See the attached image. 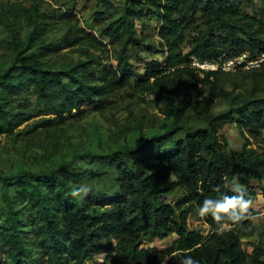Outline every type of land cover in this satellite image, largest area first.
Segmentation results:
<instances>
[{"label":"trees","instance_id":"trees-1","mask_svg":"<svg viewBox=\"0 0 264 264\" xmlns=\"http://www.w3.org/2000/svg\"><path fill=\"white\" fill-rule=\"evenodd\" d=\"M148 3L161 15L159 34L167 57L164 67L161 63L150 65L141 80L132 81L123 58L118 67H104L94 73L87 72L94 63L84 61L69 69L17 64L1 74L0 135L13 132L31 117L26 111L29 99L27 95L22 97L24 93L34 94L41 106L62 115L84 104L103 102L116 88L131 86L134 93L143 94L159 85L163 92L171 93L173 78L178 73L192 77L171 110L176 121L173 128L146 140L133 151L136 169L128 168L130 161L123 162V156H106L105 160L113 166L126 168L129 178L128 200L114 213H87L92 202L87 196H69L72 187L61 176L63 166L50 172L0 171L8 209L5 235L9 246L8 257L0 264H90L99 254L106 255L99 264H160L163 256H167V264H179L183 255H192L201 264H264V243L245 248L242 240L245 234L256 232L251 225L258 212L253 207L249 209L251 216L246 214L240 221L220 223L210 214L203 216L211 231L207 236L191 229L187 220L205 196L217 195V187L229 195L239 187L250 198L255 197L252 181L264 179V108L241 104L215 118L227 121L235 114L240 115V132L247 140L241 150L229 148L213 118L177 136L180 128H185L181 125L183 119L191 112L194 116L201 112L208 116L219 98L228 95L236 100L232 92L224 91V86L230 84L233 90L246 86L244 71H201L192 66V57L223 63L239 59L246 49L262 56L264 0L256 16L244 11L236 0H148ZM144 8L128 9L120 21L109 24V34L119 37L120 30H124L129 32V41H133L129 18L135 14L141 19ZM199 10L205 18V30L185 54L183 36L192 25L187 16L190 12L195 16ZM248 73L256 89L262 91L264 59ZM15 74L20 75L16 81ZM200 86L209 87V93L198 101ZM170 188L182 190V197L175 204L162 198ZM225 224L230 228L220 230ZM172 233L176 238L160 253L155 254L148 247L151 239Z\"/></svg>","mask_w":264,"mask_h":264},{"label":"rangeland","instance_id":"rangeland-1","mask_svg":"<svg viewBox=\"0 0 264 264\" xmlns=\"http://www.w3.org/2000/svg\"><path fill=\"white\" fill-rule=\"evenodd\" d=\"M236 2L253 16L262 4L261 0ZM143 6L145 14L141 19L135 14L129 18L133 26V41H129V32L124 30H120L119 37L109 34V24L120 21L128 9ZM154 11L148 0H0V76L17 64L69 69L84 61L94 63L87 68V72L94 73L104 67H118L123 58L132 81L141 80L150 65L161 63L163 66L167 57V48L159 34L161 15ZM187 19L192 21V25L183 36L185 54L191 51L206 24L200 10L195 16L190 12ZM257 56V51L246 49L240 62L227 70L232 73L244 71L247 75L244 88L233 90L230 84L224 86V91L232 92L236 100L228 95L219 98L208 116L203 112L194 116L195 113L191 112L183 119L181 125L185 128H180L178 137L185 129L204 125L209 118L215 121L232 106L251 104L253 109L264 108V80L261 82L263 90L259 91L248 73L253 68L249 64L251 59L263 61V56ZM15 76L14 81L20 77ZM191 77V74L178 73L173 78L174 91L171 93L163 92L159 85L143 94L134 93L131 86L116 88L103 102L84 104L62 115L41 106L34 94L24 93L22 97L27 95L29 99L26 111L31 117L13 132L0 135V171L8 174H18L23 170L50 172L63 166L61 176L71 187L89 186L90 192L86 196L92 205L87 208V213H114L128 200L129 178L126 168L113 166L105 160L106 156H123V162L130 161L128 168L136 169L138 165L133 151L146 140L173 128L176 121L171 110L179 102ZM198 93L197 100H204L209 87L200 86ZM23 103L26 105L25 101ZM240 121L238 114L227 121H215L228 140L229 148L235 151L241 150L247 142L240 132ZM262 137L264 139V132ZM252 186L256 195L251 198L253 203L250 207L258 214L251 226L256 232L242 237L245 248L264 243V179L253 180ZM181 197L182 190L173 188L162 198L175 204ZM7 215L0 183V261L8 257ZM187 220L191 229L199 230L204 236L211 232L197 211L190 213ZM229 228L225 224L220 230ZM175 238L176 234L172 233L165 238H153L147 245L158 254ZM105 257V254H99L90 264L102 263Z\"/></svg>","mask_w":264,"mask_h":264},{"label":"clouds","instance_id":"clouds-1","mask_svg":"<svg viewBox=\"0 0 264 264\" xmlns=\"http://www.w3.org/2000/svg\"><path fill=\"white\" fill-rule=\"evenodd\" d=\"M216 196L208 195L197 205L196 211L199 216L211 215L216 222L240 221L245 218L246 214L250 217L249 211L252 205V199L246 195L243 189L239 187L229 195L222 193L219 187L215 189ZM90 192L88 185H79L71 188L70 197L86 196ZM190 249H185V252H190ZM160 264H167V256L160 258ZM179 264H201V261L192 255H183L180 258Z\"/></svg>","mask_w":264,"mask_h":264},{"label":"built area","instance_id":"built-area-1","mask_svg":"<svg viewBox=\"0 0 264 264\" xmlns=\"http://www.w3.org/2000/svg\"><path fill=\"white\" fill-rule=\"evenodd\" d=\"M264 59V54H262ZM242 59V57H240L239 59H230L227 60L223 63L220 62H215V61H201L199 60L197 57L193 56L192 57V66L201 70V71H208V70H217V69H221V70H231L234 66H236V64H238V62H240V60ZM262 62V60H255V61H251L249 62V64L251 65L250 67H256L259 66L260 63Z\"/></svg>","mask_w":264,"mask_h":264}]
</instances>
